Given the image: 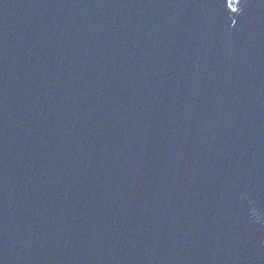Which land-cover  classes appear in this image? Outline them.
I'll list each match as a JSON object with an SVG mask.
<instances>
[{
  "label": "water",
  "instance_id": "1",
  "mask_svg": "<svg viewBox=\"0 0 264 264\" xmlns=\"http://www.w3.org/2000/svg\"><path fill=\"white\" fill-rule=\"evenodd\" d=\"M0 0V264H264V0Z\"/></svg>",
  "mask_w": 264,
  "mask_h": 264
},
{
  "label": "snow or ice",
  "instance_id": "2",
  "mask_svg": "<svg viewBox=\"0 0 264 264\" xmlns=\"http://www.w3.org/2000/svg\"><path fill=\"white\" fill-rule=\"evenodd\" d=\"M227 8L229 9L230 8V4H229V0H227Z\"/></svg>",
  "mask_w": 264,
  "mask_h": 264
}]
</instances>
